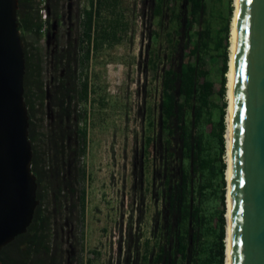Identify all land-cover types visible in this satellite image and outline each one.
I'll return each mask as SVG.
<instances>
[{
    "label": "trees",
    "instance_id": "trees-1",
    "mask_svg": "<svg viewBox=\"0 0 264 264\" xmlns=\"http://www.w3.org/2000/svg\"><path fill=\"white\" fill-rule=\"evenodd\" d=\"M221 0H151L150 36L156 47L149 64L160 75L158 121L145 129V149L154 155L152 187L148 192L155 211L151 235L128 229L124 264H225L227 231L226 114L233 0L224 15ZM102 0H91L84 10L77 60L87 64L94 48L108 33L97 29ZM62 0L58 1V10ZM39 6L19 0L18 22L39 38L44 23ZM233 18V16H232ZM117 24L120 21H116ZM94 24L95 35H94ZM99 31V33H98ZM97 32V33H96ZM114 35L118 32L114 29ZM112 33V32H111ZM110 33V34H111ZM94 42H93V41ZM25 100L29 110V138L33 146L32 170L37 177L34 219L28 230L0 251L2 264H70L64 223L85 222L87 170L80 157L87 152V118L80 102L88 99L89 81L75 74L72 81L50 83L41 48L25 41ZM86 44V45H85ZM78 54V53H77ZM222 58V104L212 96L215 80L208 59ZM211 126L210 129L207 127ZM141 208V211L144 209ZM83 233V230L81 231Z\"/></svg>",
    "mask_w": 264,
    "mask_h": 264
},
{
    "label": "rangeland",
    "instance_id": "rangeland-1",
    "mask_svg": "<svg viewBox=\"0 0 264 264\" xmlns=\"http://www.w3.org/2000/svg\"><path fill=\"white\" fill-rule=\"evenodd\" d=\"M69 1L62 0L66 12L71 4ZM102 1L97 29L100 33L106 31L108 37L101 39L87 64L77 60L79 82L88 80L90 88L88 99L79 105L80 110L87 113L80 126L88 128L89 138L87 152L80 157L81 165L87 170L84 180L87 207L83 225L64 223L62 235L68 244L70 264H124L126 235L132 221L136 222L134 230L135 227L138 230L140 224L137 220L143 212L141 229L143 239L147 238L151 235L155 211L150 192L147 205L141 202L152 187L155 163L152 150L143 151L145 129L149 111H152L151 119L158 121L160 102L161 72H155L149 64L150 50L156 47L150 36L153 28L150 25L151 0ZM42 2L31 0L40 8ZM79 4L83 21L84 10L91 6V0H79ZM217 5L226 15L227 0L217 1ZM232 5L233 16L234 0ZM41 14L43 17L44 13ZM118 20L120 23L117 24ZM74 22L72 35H81L82 25L77 24L76 19ZM63 28L67 29V24ZM95 28L94 24V35ZM114 29L118 35H114ZM45 38L46 32L40 38L32 32H26L24 36L25 41L40 46L46 64L50 54L45 49ZM81 54L79 47L78 58ZM207 65L211 67L215 80L216 93L212 99L221 105L218 90L222 58L216 57L215 62L208 59ZM49 75L46 72L47 79ZM141 205L144 211L140 210Z\"/></svg>",
    "mask_w": 264,
    "mask_h": 264
},
{
    "label": "water",
    "instance_id": "water-1",
    "mask_svg": "<svg viewBox=\"0 0 264 264\" xmlns=\"http://www.w3.org/2000/svg\"><path fill=\"white\" fill-rule=\"evenodd\" d=\"M18 9L19 0H0V251L39 205ZM238 12L230 264H264V0H240Z\"/></svg>",
    "mask_w": 264,
    "mask_h": 264
},
{
    "label": "flooded vegetation",
    "instance_id": "flooded-vegetation-1",
    "mask_svg": "<svg viewBox=\"0 0 264 264\" xmlns=\"http://www.w3.org/2000/svg\"><path fill=\"white\" fill-rule=\"evenodd\" d=\"M59 0H49L47 6L50 19V25L46 31V52H49V62L45 64L44 57L41 53L45 64V72H49V80L51 84L66 80L68 83L72 81L74 75L77 74V53L80 47V34L72 35L74 19L77 24H81V6L79 0H71L70 6H67V12L62 4V8L58 10ZM67 24V29L64 25ZM56 25V26H55ZM65 30V32H64ZM47 61V60H46Z\"/></svg>",
    "mask_w": 264,
    "mask_h": 264
},
{
    "label": "bare ground",
    "instance_id": "bare-ground-1",
    "mask_svg": "<svg viewBox=\"0 0 264 264\" xmlns=\"http://www.w3.org/2000/svg\"><path fill=\"white\" fill-rule=\"evenodd\" d=\"M239 1L234 0V15L231 22V46H230V58H229V71L227 73L228 78V107L226 114V161H227V234H226V264H230L231 262V202H232V153H233V83H234V73L236 68V43H237V30L239 25Z\"/></svg>",
    "mask_w": 264,
    "mask_h": 264
},
{
    "label": "built area",
    "instance_id": "built-area-1",
    "mask_svg": "<svg viewBox=\"0 0 264 264\" xmlns=\"http://www.w3.org/2000/svg\"><path fill=\"white\" fill-rule=\"evenodd\" d=\"M47 0H43V2H42V7L40 8L41 10V12L42 13H44L43 14V18H44V20L46 21L47 20V18H48V15H47V12H48V8H47ZM47 29H48V24H47V22H45L44 23V26H43V28H42V32H46L47 31Z\"/></svg>",
    "mask_w": 264,
    "mask_h": 264
}]
</instances>
